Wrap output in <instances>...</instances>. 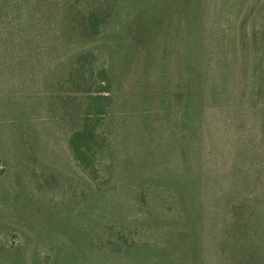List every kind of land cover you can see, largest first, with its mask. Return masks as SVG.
<instances>
[{
  "label": "rangeland",
  "instance_id": "obj_1",
  "mask_svg": "<svg viewBox=\"0 0 264 264\" xmlns=\"http://www.w3.org/2000/svg\"><path fill=\"white\" fill-rule=\"evenodd\" d=\"M258 13L264 29V0H0V264H264V219L238 211L256 197L264 214ZM101 70L114 102L93 180L68 141Z\"/></svg>",
  "mask_w": 264,
  "mask_h": 264
},
{
  "label": "trees",
  "instance_id": "obj_2",
  "mask_svg": "<svg viewBox=\"0 0 264 264\" xmlns=\"http://www.w3.org/2000/svg\"><path fill=\"white\" fill-rule=\"evenodd\" d=\"M259 13L254 15L253 18L255 21L251 20V28L248 33V38L251 42V49L254 53V57L256 60L253 62L252 67V76H251V91L254 97L259 99L264 98V29L258 27V23H256V19L259 18ZM252 18V19H253ZM100 21L101 19H97L94 15L90 16V25L93 29L94 34L100 33ZM261 53V56H260ZM197 57V54H196ZM202 69V67H201ZM200 69V61L197 59L192 63L187 65V72L190 79V76L201 71ZM91 80V86L95 88H89L88 91L91 93L87 96V106L85 110V114L83 117V126L81 129L75 130L71 133L68 145L69 149L72 153V156L76 162V164L81 168L84 172H86L93 180H98L100 178V172L97 167L98 153L102 150L107 144L106 133L101 129L103 122H105L107 116L110 115L111 107L114 102V97L112 94V79L108 71L101 70L96 75V78L91 74L89 76ZM189 81V80H188ZM186 81L184 85L179 86L178 88V97L183 99L185 98L186 93L184 92L185 87L187 86L188 96L187 100L188 105L191 107L195 105L197 96H194L192 90V81ZM188 82V83H187ZM200 83V82H199ZM201 84V83H200ZM264 102V101H263ZM261 103L257 107L256 114L259 119V132L260 138L262 139V143L264 145V103ZM188 114H191V110L188 109ZM198 112H196L197 114ZM250 149L245 146L242 153V156L247 158L250 153ZM183 160H185L186 152L183 150ZM246 178V177H245ZM247 181V179H246ZM245 180L243 181V183ZM264 188V182H263ZM260 190V188H258ZM257 190V191H258ZM264 194V192H263ZM151 199V189L145 188L142 189L138 194L139 203L141 202L143 206H147L148 202ZM241 199V198H239ZM245 201L244 203H240L238 205V211H248L247 218H252L253 223H257V220L264 219V214L259 213L256 210L259 204V201L256 203H252L253 201H257V198H246L241 199ZM249 200V201H248ZM152 201V200H151ZM237 206V205H235ZM256 211H255V210ZM251 210V212L249 211ZM254 210V211H253ZM253 211V212H252ZM262 224V223H260ZM115 240L118 244V247L125 251H130L135 249V246H140V248L144 247V245L140 244V240L134 236L132 241H129V238L126 237V234L123 229H115L113 231ZM131 235H135L131 234Z\"/></svg>",
  "mask_w": 264,
  "mask_h": 264
}]
</instances>
